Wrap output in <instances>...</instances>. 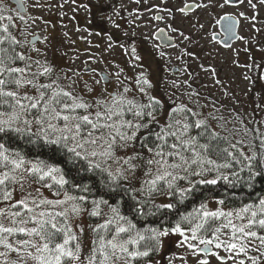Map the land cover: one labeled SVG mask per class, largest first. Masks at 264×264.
<instances>
[{
    "label": "snow or ice",
    "instance_id": "6c2138e0",
    "mask_svg": "<svg viewBox=\"0 0 264 264\" xmlns=\"http://www.w3.org/2000/svg\"><path fill=\"white\" fill-rule=\"evenodd\" d=\"M132 2L143 8L128 13L124 42L108 33L105 47L94 46L99 52L73 49L71 65L87 56L79 68L49 57V20L22 14L23 2L14 17L0 0V264H159L173 236L183 251L167 264H189V258L193 264H264V192L256 189L264 181V57L233 61L244 69V94L255 95L257 119L241 110L216 69L202 63L221 98L193 87L186 61L188 79H166L158 89L135 32L147 13L144 26L152 31L144 39L155 55L165 59V48L180 47L170 32L185 42L177 59L199 60L188 45L197 43L205 23L197 17L186 34L176 26L177 13L183 23L205 12L211 23L215 9L246 5L218 15L223 37L214 30L210 40L225 48L244 41L245 52L258 43L264 53L258 41L264 0H181L179 7L170 0ZM68 4L88 11L77 0H34L31 6L63 18ZM37 21L42 37L31 31ZM242 21L256 35H239ZM62 36L75 44L68 32ZM116 47L127 57V70L104 61Z\"/></svg>",
    "mask_w": 264,
    "mask_h": 264
},
{
    "label": "rangeland",
    "instance_id": "374dc122",
    "mask_svg": "<svg viewBox=\"0 0 264 264\" xmlns=\"http://www.w3.org/2000/svg\"><path fill=\"white\" fill-rule=\"evenodd\" d=\"M25 6V12L22 14H27L28 16H43L45 19L50 21L48 27V34L52 38V44L54 48L49 51V57H55V62L58 63L61 67L74 66L83 68L82 61L87 59L86 55H81L80 59L76 61L75 65H71L68 57H71L75 54L73 49H78L80 53H84L86 48L91 47L92 52H99L107 43L108 33L112 34L114 40H117L120 43L124 42V32L130 31L129 25V16L128 13L133 9L140 7L143 8V5H136L132 0H104V6L102 8L97 7V0H77V4H87L88 11H85L83 8H75L74 5L68 4L65 5L64 11L67 13V16L61 18L55 12H48L47 10H40L32 8L34 0H22ZM152 3H159V0H151ZM176 7L182 6L181 0H170V3H173ZM190 2V0H189ZM220 3L223 0H219ZM7 8L10 10V14L14 17L16 16V8L14 4L10 3L9 0H5ZM75 9V10H74ZM241 10H246V5L241 8L225 6L223 9H215L213 12L212 22L206 23L208 16L205 12H196L191 15V20L181 22V17L177 13L176 26L181 30L185 31L188 34L190 30V24L195 22L197 17H199L200 23H205L206 31L201 34L194 36V39L197 41L196 44L188 45L189 51L196 52L197 56L200 57L199 60H192L188 57H183L177 59L180 55L181 49L184 47V43L179 37L174 33H168L171 36L175 37V43L180 47L178 48H165L164 50L169 53V57L161 59L158 55L153 53L152 42L145 40L144 37L150 31L151 27L144 26L145 22L149 19V14L145 13L138 23L140 27H135L136 32V41L138 44V51L141 56L145 58L148 65H151L149 71L152 72L154 81H158L157 88L162 89L164 87V81L167 80H187L188 73L184 71L185 61L188 64L189 71L195 74V79L192 81L193 87L200 88L204 92H212L217 98H221L223 93L222 90L214 85L211 73L201 70L199 65L202 63L205 67L211 66L216 69V76L220 79L224 87L234 91L236 96L240 99L241 105L240 108L242 111H245L247 114L255 115L257 119L261 118V113L257 111L253 113V109L256 107L255 95L249 94L245 95L244 92L247 88V82L243 81L242 74L244 69L237 67L233 61L238 60L239 64L250 63V57L256 59L257 62H260L261 58L264 57V53L258 50V43L256 47H250L248 52L244 51V48L248 45L244 41H239L229 49H224L217 46L210 40L211 33L216 29L217 24L215 23V18L218 15H223L225 13H235ZM115 13H119L116 15ZM7 14V13H6ZM103 15L105 19L100 20V16ZM111 16V19L114 20L117 24L120 25V28H115L112 23L107 19ZM75 17L74 19H71ZM260 19L264 21V9L260 10ZM6 22V21H5ZM30 22V21H29ZM17 25H20L21 22L17 19ZM67 25V27H62L61 25ZM156 22H153L155 25ZM38 25V26H37ZM37 25H33L31 31L35 34L42 37L44 33L42 29L44 25L42 22L37 21ZM260 25L257 24V27ZM159 27H164L163 23H159ZM80 28L85 31L77 32L76 29ZM240 35L246 37H252L256 35L251 30V25L243 22L242 26L238 30ZM68 32L70 34L71 40L75 41V44L70 43L69 41L64 40L62 33ZM92 33V35H90ZM95 33H101V35H95ZM87 37L88 40L92 42L90 46L85 40H81L80 37ZM29 36L28 38H30ZM258 41L264 42V32L258 34ZM154 42V41H153ZM96 44L101 45V49H97L94 46ZM37 46H41L39 43ZM239 50V55L236 56L234 50ZM66 53L67 55H62ZM104 61H113L120 64L122 67H125L127 70V65L125 63L127 57L124 52L119 48H114L109 53L103 54ZM147 66V65H146ZM92 67L100 69L104 65L93 64ZM171 67H177L178 72L172 73L170 71ZM130 74V73H129ZM87 78V77H85ZM207 85L206 88L202 87ZM179 95V93H177ZM173 240V237L170 241ZM169 241V240H168ZM168 249V246L166 250ZM183 250L178 247L175 248V253L179 254ZM191 258H189V264L191 263Z\"/></svg>",
    "mask_w": 264,
    "mask_h": 264
},
{
    "label": "flooded vegetation",
    "instance_id": "af4514ba",
    "mask_svg": "<svg viewBox=\"0 0 264 264\" xmlns=\"http://www.w3.org/2000/svg\"><path fill=\"white\" fill-rule=\"evenodd\" d=\"M231 7H233V6H231ZM224 15V14H223ZM242 23H243V21L241 22V24L238 26V30L240 29V27L242 26ZM215 31H216V33L218 34L220 31H221V29H220V25H217V27H216V29H214ZM213 30V31H214ZM212 31V32H213ZM238 34H239V31H238ZM240 35V34H239ZM220 38L222 37V36H219ZM237 42H239V40H236L235 42H232L231 43V45L233 46V45H235ZM214 43V42H213ZM217 46H219V47H221V48H224V49H229V48H225V47H223V45L222 44H220V43H215ZM178 72V71H177ZM176 72V73H177ZM177 237H175V236H173V240L172 241H166V248H167V246H168V249L167 250H164L163 252H162V259L160 258V256H158L157 257V259H158V261H159V264H167V261H168V259H169V257H171L172 256V254L173 253H175V248H176V241H177ZM176 264H182V262L181 261H179V260H177L176 261ZM190 264H193V262L191 261V263ZM213 264H215V262L213 261Z\"/></svg>",
    "mask_w": 264,
    "mask_h": 264
},
{
    "label": "water",
    "instance_id": "95a60500",
    "mask_svg": "<svg viewBox=\"0 0 264 264\" xmlns=\"http://www.w3.org/2000/svg\"><path fill=\"white\" fill-rule=\"evenodd\" d=\"M9 2L10 3H12V4H14L15 5V8H16V10L18 9V6H19V4L22 2V0H9ZM23 12H25V6H24V4H23ZM22 12V13H23ZM220 29H221V35H222V37H223V31H222V28H221V26H220ZM220 34H218V36H219ZM29 39H31V37L29 38ZM235 40H233V41H231L230 43H232V42H234ZM161 43H163V41H161ZM176 70H177V68L176 67H172L171 68V72H176Z\"/></svg>",
    "mask_w": 264,
    "mask_h": 264
},
{
    "label": "trees",
    "instance_id": "16d2710c",
    "mask_svg": "<svg viewBox=\"0 0 264 264\" xmlns=\"http://www.w3.org/2000/svg\"><path fill=\"white\" fill-rule=\"evenodd\" d=\"M256 189L258 192H264V181L257 182Z\"/></svg>",
    "mask_w": 264,
    "mask_h": 264
}]
</instances>
